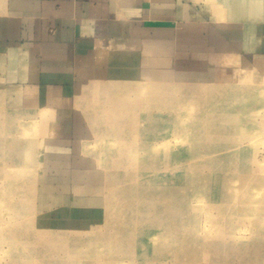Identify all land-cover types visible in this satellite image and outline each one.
<instances>
[{"label": "crops", "instance_id": "obj_1", "mask_svg": "<svg viewBox=\"0 0 264 264\" xmlns=\"http://www.w3.org/2000/svg\"><path fill=\"white\" fill-rule=\"evenodd\" d=\"M188 115L264 117V0H0V150L32 175L48 229L92 233L99 253H155L118 224L134 215L112 196L118 166L176 126L186 141ZM214 253L264 264V230Z\"/></svg>", "mask_w": 264, "mask_h": 264}, {"label": "rangeland", "instance_id": "obj_2", "mask_svg": "<svg viewBox=\"0 0 264 264\" xmlns=\"http://www.w3.org/2000/svg\"><path fill=\"white\" fill-rule=\"evenodd\" d=\"M196 121L187 116L186 141L176 126L170 143L141 150L118 166L123 173L112 196L125 204V213L138 216L117 223L138 230L140 251L153 244V254L99 253L108 248L89 239L92 233L48 229L32 175L0 150V264H211L222 256L214 253L216 246L258 244L264 230V117L247 126Z\"/></svg>", "mask_w": 264, "mask_h": 264}]
</instances>
